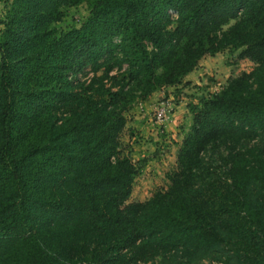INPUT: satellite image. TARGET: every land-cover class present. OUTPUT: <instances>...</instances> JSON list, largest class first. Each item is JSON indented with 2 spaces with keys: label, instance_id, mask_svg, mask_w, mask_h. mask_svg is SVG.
<instances>
[{
  "label": "trees",
  "instance_id": "obj_1",
  "mask_svg": "<svg viewBox=\"0 0 264 264\" xmlns=\"http://www.w3.org/2000/svg\"><path fill=\"white\" fill-rule=\"evenodd\" d=\"M5 5L0 264H264V0ZM227 50L255 68L191 105L168 188L130 203L127 114Z\"/></svg>",
  "mask_w": 264,
  "mask_h": 264
},
{
  "label": "rangeland",
  "instance_id": "obj_2",
  "mask_svg": "<svg viewBox=\"0 0 264 264\" xmlns=\"http://www.w3.org/2000/svg\"><path fill=\"white\" fill-rule=\"evenodd\" d=\"M1 0L0 15L6 12ZM63 19L57 24L59 31L79 28L90 16L88 4L63 8ZM0 20V22L3 20ZM176 18V15H173ZM235 21L224 27L227 30ZM255 64L240 57V51L227 50L216 56H205L197 69L186 77L180 86L155 93L147 102L135 106L127 114V126L121 137L123 154L132 158L139 172L130 203L146 202L169 186L168 176L177 169V152L192 125L191 105H197L210 95L218 93L231 78L250 73ZM91 77L89 69L73 80L85 81ZM169 101L172 110L164 134L156 125V112L161 103ZM170 113V114H169ZM159 263V260L155 261Z\"/></svg>",
  "mask_w": 264,
  "mask_h": 264
},
{
  "label": "built area",
  "instance_id": "obj_3",
  "mask_svg": "<svg viewBox=\"0 0 264 264\" xmlns=\"http://www.w3.org/2000/svg\"><path fill=\"white\" fill-rule=\"evenodd\" d=\"M172 110L171 104L169 101L161 103L159 110L156 112V125L161 134H164L165 128L168 122V112ZM170 114V113H169Z\"/></svg>",
  "mask_w": 264,
  "mask_h": 264
},
{
  "label": "crops",
  "instance_id": "obj_4",
  "mask_svg": "<svg viewBox=\"0 0 264 264\" xmlns=\"http://www.w3.org/2000/svg\"><path fill=\"white\" fill-rule=\"evenodd\" d=\"M0 4H3V2L1 3V0H0ZM4 5H5V1H4ZM2 17H3V14L0 15V20L2 19ZM188 76H189V75H188ZM188 76H187V77H188ZM169 89H170V88H169ZM156 94L159 96L158 93H156Z\"/></svg>",
  "mask_w": 264,
  "mask_h": 264
}]
</instances>
